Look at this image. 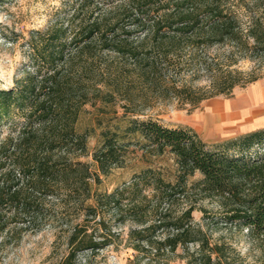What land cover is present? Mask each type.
<instances>
[{
	"label": "trees",
	"instance_id": "obj_1",
	"mask_svg": "<svg viewBox=\"0 0 264 264\" xmlns=\"http://www.w3.org/2000/svg\"><path fill=\"white\" fill-rule=\"evenodd\" d=\"M101 2L80 0L71 21L72 24L80 21L75 26L77 31L68 35V27L53 29L42 46L35 49L43 65L27 72L13 87L0 88V239L3 241L19 225L21 231L41 230L47 216L48 197L57 198L62 193L73 197L84 190V210L88 215L97 214L99 198L92 194L93 173L89 163L79 159L80 154L88 151V137L78 130L77 122L89 99L83 91H77L78 82L70 81L67 69L73 60L86 53L93 54L94 47L130 54L137 59L136 47L126 42L134 30L143 32L144 39H152V47L158 48L153 60L143 65V69L153 72L163 64L167 69L172 64L178 65L174 60L179 55L174 51L183 41L193 47L233 42L264 58V0H254L255 9L245 23L229 0ZM105 2L113 5L102 12L100 5ZM88 11L87 17H83ZM203 59L191 57L193 62H203ZM207 69L212 70V65L208 64ZM149 73L144 71L146 76ZM256 80L257 77H252L248 82ZM238 84L239 81L231 80L215 94L185 100L198 105L223 92L232 94ZM176 88V96H183L179 92L182 88ZM5 123L8 131L1 127ZM102 136L93 157L103 174L122 162L132 142L128 139L130 136L137 137V142L159 154L173 153L185 177L200 172L202 178L194 185L204 196H217L228 207L229 218L247 229L250 241L260 253V263L264 264V147H259L264 145V127L230 138L223 148L214 149L191 128L165 126L152 118L130 119L123 129L105 128ZM257 146L259 149L252 152ZM153 176L152 181L145 177V187H162L163 179ZM96 179L100 180L98 174ZM119 194L122 191L118 188L106 193L107 202L118 206ZM91 199L94 201L90 202ZM191 212L190 207L185 215L190 216ZM134 218L138 223H146L142 217ZM103 221L100 219L92 231L88 221L74 226L69 234V250L59 264H79V252L96 251L112 244L109 234H97ZM165 224L163 221L150 223L132 235L139 241L146 240L149 255L153 250L156 253L164 248L174 251L179 244L187 247L196 243L198 247L187 264H222L219 257L222 248L211 245L204 236L197 237L182 218L172 223L174 233L163 240L152 239V232ZM150 231L151 237H146L144 233ZM140 247L134 246L138 250Z\"/></svg>",
	"mask_w": 264,
	"mask_h": 264
},
{
	"label": "rangeland",
	"instance_id": "obj_2",
	"mask_svg": "<svg viewBox=\"0 0 264 264\" xmlns=\"http://www.w3.org/2000/svg\"><path fill=\"white\" fill-rule=\"evenodd\" d=\"M79 1L0 0V88L13 87L27 72L43 65V61L37 59L35 49L42 46L53 29L68 27V35L77 31L80 21L74 24L71 21ZM96 1L104 3L105 0ZM229 2L244 23L255 9L254 0ZM112 5L108 2L101 4V11ZM87 14L89 11L83 17ZM144 36L143 32L134 30L126 40L131 47H136L137 59L130 54L94 47L93 54L76 58L67 69L70 81L79 83L77 91H83L89 99L77 122L78 130L88 137V151L80 154L79 159L89 163L93 173L92 194L99 198L97 214L88 215L84 210V190L73 197L64 193L57 198L48 197L47 216L41 230L21 231L19 225L17 229L12 228L9 239H0V264H59L69 250L72 228L88 221L89 231H92L100 219L104 221L97 234H109V239L114 242L96 251L86 249L79 252V264H187L198 247L196 243L187 247L179 244L174 251L164 248L156 253L153 250L149 255L146 240L139 241L132 235L133 231L150 223L163 221L166 224L152 232V237L151 231L144 233L146 237L163 240L174 233L172 223L180 218L197 237L204 236L211 245L222 248L219 254L222 264H261L260 253L250 241L247 229L229 218L228 207L220 198L206 197L194 185L202 178L200 172L187 177L182 174L173 153L159 154L137 142V137L130 136L128 139L132 142L128 144L122 162L107 174L99 169L93 153L102 143V130L108 127L123 129L134 118H152L165 126L191 128L211 149L224 146L230 138L243 134L236 135V131H232L236 127L226 125L211 134L210 131L215 129L213 125L205 129L199 123L208 99L198 105L185 100L186 97L196 99L215 94L231 80L239 81L232 94L223 92L215 98L225 101L236 97L239 101L237 109L249 110L250 124H257L259 128L264 126V58L233 42L193 47L183 41L182 46L174 51L179 55L174 60L178 65L174 67L172 64L167 69L163 64L153 72L143 69V65L153 60L158 48H153L152 39L145 40ZM192 55L202 56L206 62L204 59L203 62H193ZM208 64L212 65V70L207 69ZM144 71L150 72L148 77ZM252 77L257 80L248 82ZM176 87L182 88L179 92L183 96H176ZM243 121L246 123V119ZM1 127L8 131L6 123ZM229 152L234 153V150ZM97 174L100 180L96 179ZM153 175L163 179L162 187H145V177L152 181ZM117 188L122 194H119L120 204L115 206L107 202L106 193ZM190 207L192 212L186 216ZM134 217H142L146 223H138ZM199 229L202 232L199 233ZM135 245H141L139 250L134 248Z\"/></svg>",
	"mask_w": 264,
	"mask_h": 264
},
{
	"label": "crops",
	"instance_id": "obj_3",
	"mask_svg": "<svg viewBox=\"0 0 264 264\" xmlns=\"http://www.w3.org/2000/svg\"><path fill=\"white\" fill-rule=\"evenodd\" d=\"M215 97L216 96L208 98L205 114H200L199 118V123L203 128H211L213 125L216 132L211 130V134L219 132L223 125L235 126L236 128L232 131H236V135L259 128L257 124H250L248 109L244 112L237 109L239 101L236 97L225 101ZM243 119H246V123H244L245 121H243ZM195 124V126H197V122Z\"/></svg>",
	"mask_w": 264,
	"mask_h": 264
}]
</instances>
